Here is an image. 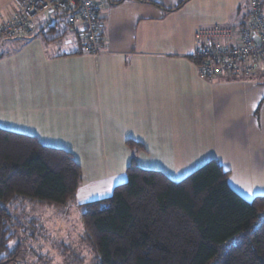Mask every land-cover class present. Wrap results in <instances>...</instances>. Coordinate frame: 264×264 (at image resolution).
<instances>
[{
  "label": "crops",
  "instance_id": "1",
  "mask_svg": "<svg viewBox=\"0 0 264 264\" xmlns=\"http://www.w3.org/2000/svg\"><path fill=\"white\" fill-rule=\"evenodd\" d=\"M95 1V56L83 37L50 30L45 17L31 36L2 42L0 128L65 149L79 165L71 149L126 150L127 164L175 181L186 166L215 160L242 198L264 196V74L208 81L192 59L196 29L242 24L248 0ZM107 157L97 169L80 165L75 208L126 181L129 165L109 168Z\"/></svg>",
  "mask_w": 264,
  "mask_h": 264
},
{
  "label": "trees",
  "instance_id": "2",
  "mask_svg": "<svg viewBox=\"0 0 264 264\" xmlns=\"http://www.w3.org/2000/svg\"><path fill=\"white\" fill-rule=\"evenodd\" d=\"M227 177L215 160L177 181L130 163L109 197L79 205L95 264H264V196L245 200ZM80 179L71 152L0 128V264L22 253L11 243L24 224L11 210L73 204Z\"/></svg>",
  "mask_w": 264,
  "mask_h": 264
},
{
  "label": "built area",
  "instance_id": "3",
  "mask_svg": "<svg viewBox=\"0 0 264 264\" xmlns=\"http://www.w3.org/2000/svg\"><path fill=\"white\" fill-rule=\"evenodd\" d=\"M11 4L0 21V46L5 40L31 36L37 20L45 17L83 37L93 56L100 53L102 37L95 0H11ZM192 59L200 78L208 81L220 76L264 74V12L260 0H248L245 21L240 25L197 28Z\"/></svg>",
  "mask_w": 264,
  "mask_h": 264
},
{
  "label": "rangeland",
  "instance_id": "4",
  "mask_svg": "<svg viewBox=\"0 0 264 264\" xmlns=\"http://www.w3.org/2000/svg\"><path fill=\"white\" fill-rule=\"evenodd\" d=\"M10 8H12L11 0H0V18H4L10 11ZM60 28L62 27L58 29ZM59 32L60 30H57L50 37L57 36ZM71 150L83 168L91 167L93 169L99 168V164H96L98 160L101 161L100 165L103 164L102 161H104L105 154L108 156L109 168L114 164L118 168L126 169L129 165L127 164L128 157L131 155V152L127 153L126 150L122 149L102 150L97 148H78ZM113 153H115V156L112 158ZM86 161H88L87 164H85ZM117 161H123L125 165L123 164L122 166ZM200 166L199 164L186 166L184 169L185 172H182L184 176L179 177H185ZM162 167L164 166L160 168L169 171ZM172 176L177 177V180L181 179L176 175ZM24 206L22 208L17 205L15 212L11 210V213L24 224L23 229L20 227L18 230H13L15 232V238L11 243V246L20 244L22 248L21 257L18 261L20 264H95V255L82 238L83 234L84 237L87 234L81 220L82 210L79 207L75 208V206L69 204L70 207L64 211L60 210L61 207H56L57 210L53 206L45 204H37L30 207V204L24 203ZM31 217L40 219L35 223L34 229L27 223Z\"/></svg>",
  "mask_w": 264,
  "mask_h": 264
}]
</instances>
